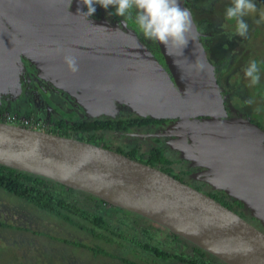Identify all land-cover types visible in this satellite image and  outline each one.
<instances>
[{
    "label": "water",
    "instance_id": "1",
    "mask_svg": "<svg viewBox=\"0 0 264 264\" xmlns=\"http://www.w3.org/2000/svg\"><path fill=\"white\" fill-rule=\"evenodd\" d=\"M80 12L81 0H0V93L20 91L14 72L21 55L89 118L115 117L120 104L178 119L169 146L203 167L197 178L242 202L264 226V129L248 117H228L192 11V39L182 54L157 41L163 62L132 30ZM65 55L76 57L78 72ZM0 163L141 214L227 264H264L263 229L166 170L103 144L0 120Z\"/></svg>",
    "mask_w": 264,
    "mask_h": 264
},
{
    "label": "rangeland",
    "instance_id": "2",
    "mask_svg": "<svg viewBox=\"0 0 264 264\" xmlns=\"http://www.w3.org/2000/svg\"><path fill=\"white\" fill-rule=\"evenodd\" d=\"M209 1L210 0H201L200 5H209ZM254 3L257 5L256 12L244 17L248 24V32L245 37L235 35L234 21H226L222 15L216 17L220 25L214 27H219L218 30L213 29L212 31L215 32L213 34L212 31L211 33H206V35H210L211 38H214L211 44L215 45V47L209 46L207 52L211 58L216 54L217 60L219 61L222 60V56L227 54L228 51L234 55L233 63L229 62L227 67L224 66L225 62L222 61L217 64L218 74L221 73L224 81H229L228 86L231 91L235 89L239 91L238 93L243 97L248 94V96H246L248 100H250V97H253L252 104L242 107L244 110L249 111L248 118L256 114L258 116L257 120H260V125L264 129V100L262 101L260 99V97L262 98L264 95V65L262 64L263 62L258 61V58L264 59V48L261 44L264 41V20L261 19V16L264 15V0H254ZM99 10L103 14L101 19L110 21L112 18L109 20L108 17L113 16L117 25L121 27L123 25L124 29L132 30V32L138 35V38L155 53L157 49L153 44L148 42L149 40L146 39L141 32H139L133 20H126L123 17L115 15L114 6H109L108 9H105L100 5ZM132 15L134 16L135 13ZM257 20H260V23H256ZM125 23L127 24L126 27ZM256 27H261L257 34H255ZM199 30L203 32L200 28ZM224 43H227V52L221 50L222 44L224 45ZM232 45L233 47H231ZM256 56V61L261 69L260 82L257 85L250 86L249 80L244 76V69L248 66L250 61L255 60ZM23 68L24 65H20L14 72L21 88L18 89L20 86H17V83L14 87H6L10 92L13 89H18L20 91L12 95L0 93V111L2 110L3 112L0 113V115L9 113L16 115L18 114L16 111L21 110V113L24 112L27 115L23 113L19 115L20 117L33 118L37 121L40 119L37 117V114L45 117L44 120L46 121H52L51 118L56 119L64 117L70 120L74 119L76 115L78 117L86 116L85 107L81 104V106H79L75 98L70 97L67 91L49 83L46 75H39L40 73L38 72L36 79L30 78L31 80L28 79L26 84L25 82L22 83ZM15 77L12 80H15ZM40 78L42 81H46L47 84L38 82ZM258 86L262 90L258 89ZM29 99H36V101L46 106L51 118L48 115L45 116L44 114H40L41 111L39 108L33 105V102ZM226 100H228V98ZM238 101L242 103L241 99H238ZM116 107H118V110L114 111V115L120 116L126 110V107H122L120 104H117ZM128 110L135 113L130 108H127L126 111ZM26 111H31V113ZM100 116H103V114ZM109 138V144L112 147H116L117 145L130 147L133 146L132 143L136 144L139 142V140H134L133 142L123 141V139H121L122 136L119 138V136L116 137L111 134ZM99 143L101 144V142ZM146 150L147 148L144 151ZM167 152L173 158L178 155L172 148L168 149ZM246 210L248 215L251 216L250 211L247 208ZM122 219L132 224L131 227H125L127 238H115L114 242L111 243L107 241L104 242L88 231L75 229L63 220L44 213L40 209L29 204L26 200L0 187V220L28 228V230H24L21 228L17 229V226H15V228L0 227V264H128V262H139L144 264H184L174 259L157 257L152 252L139 247L131 240V237L148 239L141 229V227L144 226V222L138 219L137 224L134 221V217H125L124 215ZM256 224L264 230V226L260 224V222ZM88 225L93 226L91 222H89ZM136 226L138 229H136ZM35 230L43 234H35ZM165 233L168 234V232ZM109 236L112 237L110 234ZM58 238H69L70 240H76L89 246L100 245L99 247L107 251L108 254L101 252L95 254L90 248L83 247L82 245L68 244ZM168 241L169 240L163 233L156 235L152 243L167 248ZM173 243H175V245L178 244L176 242ZM187 250H190L189 247H187ZM207 257L209 258L210 256L208 255Z\"/></svg>",
    "mask_w": 264,
    "mask_h": 264
},
{
    "label": "trees",
    "instance_id": "3",
    "mask_svg": "<svg viewBox=\"0 0 264 264\" xmlns=\"http://www.w3.org/2000/svg\"><path fill=\"white\" fill-rule=\"evenodd\" d=\"M201 0H185V4L191 9L194 19L198 24L200 29H211L216 25H220L217 16L222 15L225 19V10L231 4V0H210L209 5L202 6L200 5ZM96 11L93 15L95 18H102V12H100V5H95ZM87 11V7L85 6ZM135 13V12H133ZM112 18V20H110ZM108 19L113 23H116V20L113 16H109ZM231 22V21H230ZM261 27L255 28V34L258 33V30ZM215 33L212 31V34ZM209 37L210 44L207 43L206 49L209 46L215 47L212 45L214 38ZM150 44H153L157 49L155 51L156 55L161 59L159 46L157 41L148 39ZM203 41V40H202ZM262 47L264 48V41ZM233 47V45L231 46ZM227 43L222 44L221 50L227 52ZM264 51V50H263ZM218 54V53H217ZM216 57V54L214 55ZM211 58V57H210ZM217 58V57H216ZM257 56L255 57L256 60ZM234 55L229 51L227 54L222 56V62H225L224 66L227 67L229 62L233 63ZM219 61V60H218ZM216 62L219 64L221 61ZM259 62H263L264 59H259ZM258 89L262 90L259 86ZM247 94V93H246ZM264 94V93H263ZM248 96V94L246 95ZM240 96V99L244 105H248L246 101L248 97ZM246 97V98H245ZM250 97V96H249ZM252 100L253 97H250ZM260 99L264 100V95ZM13 111V110H12ZM250 120L255 122L261 127L260 120H257V115H251ZM2 120V119H0ZM53 124H51L50 131L60 133L66 136H75L77 138L100 144L99 142H104V146L113 148L121 153L126 154L127 156L134 158L136 160H141L151 166H157L161 169L166 170L172 175H175V170L181 159H176L171 157L166 147L164 146H152L146 151H142L140 145L127 146L117 145L116 147H111L109 144L110 138L109 135H115L116 137L122 136L123 131H132L135 127H142L149 123L158 122L159 120L147 116L137 115V116H128V117H95L89 118L87 116L76 117L74 119H66L64 117L53 119ZM124 135V134H123ZM183 165H181L182 167ZM181 174H187L189 170H185L184 166L181 168ZM180 178V177H179ZM203 185V184H201ZM0 187L6 191L12 193L13 195L20 197L26 200L32 206L40 209L46 214L54 216L68 223L71 227L78 230H85L90 232L93 236L99 238V240L107 241L109 243L114 242L115 238H127L125 233L127 226H132L131 223L125 222L122 219L123 215L125 217H134L135 223L138 224V219H141L144 222V226L141 227L144 232L145 238H134L131 237V240L135 242L139 247L145 249L146 251L152 252L155 256L163 259H174L184 264H227L221 259L213 256L212 254L206 252L199 246L193 244L185 238H182L178 234L173 232H168V229L163 225L155 222L152 219L146 218L141 214L136 212L129 211L127 209L114 206L102 200L101 198L94 196L86 191L67 187L66 185L53 180L51 178L41 176L39 174H34L32 172L21 171L15 168L3 165L0 163ZM196 188H200V185ZM201 190V189H200ZM209 194L213 195L221 203L229 207L230 209L238 212L245 218L252 220L253 217L246 214L242 208L243 203L239 200H236L226 194L223 190H214ZM120 215V216H119ZM119 216V218H118ZM89 222L93 226H89ZM1 227H13L17 226L16 224H11L5 221L0 220ZM28 230L25 226H17V229ZM136 229L138 227L136 226ZM35 234H43L39 231H34ZM169 240L168 247L163 248L156 243H152L153 238L156 235L163 234ZM112 235L111 236H109ZM179 238L185 239L182 243ZM65 243L82 245L83 247L90 248L96 254L97 252L108 254L103 248L96 246H89L87 244L81 243L76 240H70L69 238H58ZM176 242L178 244L175 245ZM192 243L194 250H187V243ZM210 256L209 258L207 256ZM128 261V260H127ZM128 264H140L139 262H128Z\"/></svg>",
    "mask_w": 264,
    "mask_h": 264
},
{
    "label": "clouds",
    "instance_id": "4",
    "mask_svg": "<svg viewBox=\"0 0 264 264\" xmlns=\"http://www.w3.org/2000/svg\"><path fill=\"white\" fill-rule=\"evenodd\" d=\"M81 2L87 7V11L80 13L88 17L95 13L96 4L105 9L114 6L115 15L133 20L146 39L158 41L169 50L179 49L180 54L192 39V13L189 9L181 7L180 0H81ZM256 10L257 5L254 0H231L230 6L225 10V20L235 22V35L240 37L247 35L248 24L244 17L255 13ZM133 12H135L134 16ZM261 19L264 20V15ZM256 23H260V20ZM57 51L60 49L58 48ZM64 62L71 72L79 71L75 56L65 55ZM198 67L203 68L204 65L198 63ZM260 71L256 60L250 61L244 69V76L249 80L250 86L259 84ZM246 103L252 104L253 101L250 99Z\"/></svg>",
    "mask_w": 264,
    "mask_h": 264
},
{
    "label": "flooded vegetation",
    "instance_id": "5",
    "mask_svg": "<svg viewBox=\"0 0 264 264\" xmlns=\"http://www.w3.org/2000/svg\"><path fill=\"white\" fill-rule=\"evenodd\" d=\"M90 17H94V16H90ZM218 28H215V27L211 28V29L207 28V30L201 29L203 31V33H204V35L201 37V39L203 40V42L205 44V47H206L207 43L209 42L208 41L209 37H208V35H206V33H211V31L213 29L214 30H218ZM207 51H208V48H207ZM20 58L22 60V65H24V68H23L24 70H23V73H22L23 74L22 83L25 82V84H26V81H28V79H30V78L36 79L37 78L36 75H37V73L39 71H38L37 67L34 64L30 63L24 56L20 55ZM211 60L214 62L215 66H217V63H216L218 61L217 58L213 57V58H211ZM162 62H163V60H162ZM217 68L218 67H216V75H217V78H218V82L220 83L221 88H222V94L224 96L225 107H226V110L228 112V117H232V116L248 117L249 116V111L248 110H244L243 107H242V106H247V105H244L243 103L238 101V99H240V96H241L238 93L239 91H236L235 89H233L231 91L230 87L228 86V82L229 81H224L223 80L221 73L218 74V69ZM38 82L47 84V82L46 81H42L41 78H40V80ZM48 82L52 84L51 81H48ZM60 89H62V88H60ZM3 91L4 90H2L1 92H3ZM64 91H66V90H64ZM67 93H68V91H67ZM70 97H72V96L70 95ZM227 98H228V100H226ZM30 101L33 102L32 103L33 105H35L36 107L39 108V110L41 111L40 114H44L45 116L48 115L51 118L50 114L47 111L46 106H44L41 102L36 101V99H32ZM77 103L79 104V106H81L79 102H77ZM1 106H4V105H1ZM122 107H125V106H122ZM127 108H129V107H126V110H127ZM126 110H125L124 113H122V115H120L121 117L137 116L138 115L136 113H132L130 110H128V111H126ZM98 111H100V109H98ZM26 112L31 113V111H26ZM0 113H3L2 110L0 111ZM16 113H18L20 115V114H23L24 112L21 113V110H19V111L17 110ZM24 114L27 115L26 113H24ZM86 116H87V114H86ZM118 116L119 115H115V117H118ZM37 117L40 118L39 121H41L43 123H46V124H48L50 126H51V124L54 123L53 120L52 121L51 120H48V121L44 120L45 117L40 116L38 114H37ZM100 117H111V116L103 114V116H100ZM199 117L202 118L201 116H199ZM154 119H157L159 121L158 122H153V123L151 122V123H149V124H147L145 126H142V127H135V129H133L132 131H123V132H121L122 133V138L121 139H123V141L126 140L128 142H133L134 140H136V141L139 140V142H137L136 144L135 143H132V144L133 145H140L139 149H141L142 151H144L146 148L149 149L153 145L154 146H164V147H166L167 150L170 149L171 147L168 144V140L171 139V136L168 135V132H170L172 129H174V125L177 124L178 119H175V118H161V119L154 118ZM113 136H115V135H113ZM103 143L104 142H101V144H103ZM174 151L178 154L174 158L181 159L179 157L180 153L178 151H176V150H174ZM181 165L184 166L185 170H189V172L187 174H184V175L181 174V171H182L181 168H183V166L181 167ZM175 167H177V169L175 170V174L177 175L178 178L180 177L181 180H183L185 182H188V183H190L191 185H193L195 187L200 185L199 189H201V190H203V191H205L207 193H209V192L211 193L212 191L216 190V189H213L212 186L210 184H208L207 182L201 180L200 178H197V175H196L197 172H199L200 170H203V167L193 166V165H191V161H187V160H184V159L181 161V163H179ZM201 184H203V185H201ZM230 197H232V196H230ZM242 208H243L244 211H246L245 213L248 214L247 210H246V207L244 205L242 206ZM250 221H252L254 224L259 222L258 219L254 218V217ZM1 228H7V227H1ZM169 232L170 231L168 230V233ZM182 238H179V240L181 241V242H179V244H181L182 241L185 240V239H182ZM185 243H182V244H185ZM186 246L189 247L190 250H192V249L194 250V247L192 246V243L188 242L186 244ZM140 264H144V263H140Z\"/></svg>",
    "mask_w": 264,
    "mask_h": 264
},
{
    "label": "built area",
    "instance_id": "6",
    "mask_svg": "<svg viewBox=\"0 0 264 264\" xmlns=\"http://www.w3.org/2000/svg\"><path fill=\"white\" fill-rule=\"evenodd\" d=\"M0 119L7 121L9 123L18 124L21 126L31 127V128H37V129H43V130H50V125L45 124L41 121H37L35 119L31 118H23L20 117L19 114H5L0 115Z\"/></svg>",
    "mask_w": 264,
    "mask_h": 264
}]
</instances>
